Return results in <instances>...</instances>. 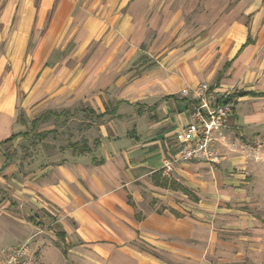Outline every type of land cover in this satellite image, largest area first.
Returning <instances> with one entry per match:
<instances>
[{
  "label": "crops",
  "instance_id": "crops-1",
  "mask_svg": "<svg viewBox=\"0 0 264 264\" xmlns=\"http://www.w3.org/2000/svg\"><path fill=\"white\" fill-rule=\"evenodd\" d=\"M163 4L0 0V144L25 127L17 106L32 116L74 107L112 113L87 120V150L56 149L60 159L35 161L21 176L0 145V189L56 218L62 230L63 253L52 242L44 260L54 251L68 264H253L240 246L249 235H230L241 224L231 217L248 218L245 159L230 153L219 165L176 163L172 172L164 164L179 155L175 134L192 114V95L181 91L212 78L203 69L218 48L226 59L217 84H207L231 98L234 117L216 142L235 152L237 130L262 132L264 34L253 36L246 22L228 19L221 34L202 33L186 53L147 50L144 44L160 35L154 25ZM224 74L229 80L221 84ZM6 204L0 203V250L26 242L18 241L26 235L42 247L44 228L19 220Z\"/></svg>",
  "mask_w": 264,
  "mask_h": 264
},
{
  "label": "rangeland",
  "instance_id": "rangeland-1",
  "mask_svg": "<svg viewBox=\"0 0 264 264\" xmlns=\"http://www.w3.org/2000/svg\"><path fill=\"white\" fill-rule=\"evenodd\" d=\"M228 19H239L246 22L253 36L258 34L260 29V33L264 34V25H259L261 20L264 24V0H164L157 18L158 22L154 25L155 30L159 31L160 35L151 37L150 41L144 44V48L163 52L164 55L174 49L186 53L192 49L194 39L202 36V33L205 35L221 34L226 28L222 22ZM254 22L257 23L256 27L251 26ZM170 23L172 26L166 27V24ZM220 49L218 48L214 52L207 66L203 69L205 73L211 72L212 78L207 82L211 85L217 84L218 73L226 59L223 53L218 52ZM151 62L153 61L151 60ZM7 68L10 69L8 66ZM223 77L221 84L227 83L229 80L226 74ZM221 89L230 95L241 92L236 87ZM81 110L83 107H74L71 110L60 109L53 113L65 112L62 116H52L46 122H39L37 129L31 130V119H37L45 112L32 116L17 106L18 121L25 124L20 133L29 132V136L20 137L8 146L4 144L6 156L9 157L6 161L15 166L16 173L21 176L24 173H30V165L35 161L47 163L60 159V157H56L57 154L52 155L56 149L68 148L76 142L80 145L86 143L82 137V132L85 127L91 125L87 120L94 123L95 118L91 115L84 116ZM237 131L239 133L237 135L239 141L237 151L232 152L221 142H216L219 143V151L223 156L236 153L245 159L246 180L252 184L248 189L251 195L250 202L246 207H243L249 211L247 213L248 218L242 220L240 217H231L233 223L240 221L241 224L238 232L230 235H235L237 241H240L238 240L239 236L249 235L248 240L243 238L240 242L242 245H239L247 251L248 262L264 264V128L262 132L249 134V136L244 135L243 129ZM215 138L217 141V138H223V136L216 135ZM0 194H2L0 195V203L4 199L7 200L8 209H5L6 211L14 213L23 222L32 219L37 227L42 226L44 228L41 237L45 244L42 247H36L35 238L28 239L34 253L32 264H68L59 253L52 250V253H46V260L43 259V250L47 247L51 248L53 243L58 247L60 246V253H63V246L59 245L62 243V239L58 236L62 234V230L57 225L56 218L47 217L43 211L32 209L26 203L16 199L15 192H10L6 188L0 189ZM248 229L253 230L252 234L246 232ZM28 237L29 235H26L18 241H27L26 238ZM233 239L230 238V240Z\"/></svg>",
  "mask_w": 264,
  "mask_h": 264
},
{
  "label": "built area",
  "instance_id": "built-area-1",
  "mask_svg": "<svg viewBox=\"0 0 264 264\" xmlns=\"http://www.w3.org/2000/svg\"><path fill=\"white\" fill-rule=\"evenodd\" d=\"M183 97L192 95L193 109L189 123L175 134L181 145L179 155L167 160L164 169L172 172L176 163L204 161L219 165L223 155L216 147L215 134L227 129L234 117L232 103H223L225 96L217 90H211L207 83H200L193 88H184ZM33 249L29 241L14 247L0 250V264H32Z\"/></svg>",
  "mask_w": 264,
  "mask_h": 264
},
{
  "label": "trees",
  "instance_id": "trees-1",
  "mask_svg": "<svg viewBox=\"0 0 264 264\" xmlns=\"http://www.w3.org/2000/svg\"><path fill=\"white\" fill-rule=\"evenodd\" d=\"M247 95H255L254 93H244L242 96H247ZM256 96V95H255ZM258 96H263L264 97V94H259ZM231 98L230 97H227L226 99L223 100V103H228V102H231ZM81 112L84 114V116H88V115H91L93 116L94 118L96 119H101L103 118L104 116L108 115V114H112L111 112H106V113H103V114H96L93 110H89V109H84V110H81ZM65 112H62L60 114H57V113H53L51 111L49 112H46L45 114L41 115L39 118L37 119H34L32 122H31V130H35L37 129V126H38V123L43 121V122H46L49 120L50 117H57V116H62ZM29 136V132H26V133H20L18 135H12L10 138H8L6 141L2 142L0 145H4V144H8L10 142H13L14 140H16L17 138L19 137H28ZM73 150L74 153H77L79 152V149L81 150H87L88 149V146L86 143H84L81 147H80V144L79 143H74L70 146ZM32 221V219H30ZM60 238H63V235L62 234H59L58 235Z\"/></svg>",
  "mask_w": 264,
  "mask_h": 264
}]
</instances>
